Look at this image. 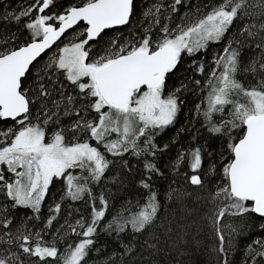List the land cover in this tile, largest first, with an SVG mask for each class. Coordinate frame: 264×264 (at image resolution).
<instances>
[{"label":"snow or ice","instance_id":"6c2138e0","mask_svg":"<svg viewBox=\"0 0 264 264\" xmlns=\"http://www.w3.org/2000/svg\"><path fill=\"white\" fill-rule=\"evenodd\" d=\"M54 3L55 0H35L34 5L15 15L18 22L22 17H30L33 11L40 13L25 24L31 34L28 41L0 51V120L11 119L20 125L18 130L14 127L0 130V191L10 198L13 207L22 206L38 214L50 185L57 178L66 182V198L78 201L87 196L93 202L98 199L99 207L93 203L90 222L86 223L83 218L76 221L82 231L70 226L82 239L68 245L63 254L55 240L48 244L40 232H26L24 223L15 234L7 232L6 241L0 237V242L17 243L20 252L37 258V264H50V260L56 264H87L86 257L95 243L97 228L109 208L105 194L94 196L90 185L98 184L109 169L112 161L107 154L122 157L130 153L145 157V176L140 185L147 190V196L142 204L139 201L124 204L104 230L130 236L129 242L123 245L126 254L139 248L141 255L148 252L150 256H158L169 247V241L173 249H178L183 238L174 239L173 234L177 227L186 231L189 226L160 215L163 202L151 181L153 175L162 173L147 158L161 150L154 144V137L175 123L183 105L181 95L187 90L182 82L166 93L167 81L178 70L184 55L195 56L207 49L210 42L225 40L234 22L247 18L249 22L227 40L222 52L215 54L201 89H207L205 107L197 105V113L203 117L208 131L224 141V149L231 156L228 159L224 150L220 153L226 161L222 164L221 180L214 187L206 183L204 177H212L217 169L210 163L201 171L206 152L203 145L178 154L175 165L179 169L180 164L186 163L192 173L185 174L187 182L207 193L197 195L196 200L211 205L204 219L211 222L215 231L219 241L217 251L225 254L223 264H229L226 236L234 239L241 228L249 226L264 230V222L256 223L252 219L258 216L264 221V0H219L203 15L191 22L182 21L175 28L170 27L171 13L178 11L176 6L183 0H173L170 5H165L164 0H155L142 10L139 19L136 0H83L82 4L71 5L62 13L44 14ZM81 23L85 27L37 73V87L28 89L24 81L34 61L69 29ZM134 23L141 27L142 34L133 33L123 43L113 39L103 54L90 57V42L97 41L105 30ZM248 38L259 39L255 47L261 50V57L242 67L241 49ZM197 71L204 74L205 65L197 64ZM247 72L259 75L256 83L246 86L238 78ZM58 74L75 95L65 94ZM57 83H60L59 89ZM194 83L201 84L199 80ZM56 91L59 99L53 98ZM34 108L38 109L35 123ZM90 113L95 116L90 117ZM64 116L76 119L65 128L60 124ZM49 124L55 125L56 130L46 142ZM241 129L243 134L238 132L237 139L233 132ZM68 132L72 133L71 138ZM211 156L207 153L209 160ZM5 170L14 174V179H6ZM72 170H79V174ZM192 195L171 189L167 200L175 202L186 219L191 209L185 207L184 201ZM60 211L59 203L50 208L53 215L46 222L48 226ZM229 216L241 218L242 224L226 222ZM11 225V219H0V227L8 229ZM254 243L264 248V240ZM248 251L251 254L256 250L250 245ZM256 254L264 257V252ZM0 264L25 262L19 252L4 249L0 252Z\"/></svg>","mask_w":264,"mask_h":264},{"label":"trees","instance_id":"16d2710c","mask_svg":"<svg viewBox=\"0 0 264 264\" xmlns=\"http://www.w3.org/2000/svg\"><path fill=\"white\" fill-rule=\"evenodd\" d=\"M154 2L155 0H136V17L139 19L142 10ZM172 2L173 0H164L165 5H170ZM218 2L219 0H183L182 4L176 6L178 11L171 13L172 22L170 27L175 28L182 21L191 22V20L209 11V7L212 4ZM82 3L83 0H55L54 6L46 9L44 14L62 13L65 8L71 5L78 6ZM34 4L35 0H0V51L22 46L30 39V30L25 27V24L40 13L33 11L30 17H22L18 22L14 17L24 8ZM197 8L200 9L199 13ZM248 22L247 18L235 21L229 33L226 34L225 40L219 43L210 42L207 49L202 50L195 56L184 55L178 70L174 74H170L167 81L166 93L179 87L182 82L187 85V90L181 95L183 105L175 123L159 131L154 137V144L161 150L157 151L154 157L149 156L147 158L152 160L159 168L160 173H162V175H153L151 181L154 190L163 202L160 215L164 219H174L178 224L182 223L189 226L186 231L177 227L176 233L173 234L174 239L179 240L182 237L183 242L179 244L178 249H173L171 241H169V247L154 257L150 256L148 252H144L141 255L139 248L133 253L126 254L123 245L129 242L130 236L127 233L117 235L115 232L104 230L105 225L112 220L117 210L122 209L124 204L129 201L133 203L139 201L142 204L147 196V190L140 185L141 179L145 176V157H136L130 153H126L122 157L107 154V158L112 161L109 169L98 184H92L90 187L96 197L101 193L105 194L109 200V208L105 217L100 221V227L97 228L94 236L95 243L91 246L89 255L86 257L87 264H150V261H155V264H223L225 254L217 251L219 241L216 238L215 231L211 222L204 219V216L209 214L208 210L211 205L196 200L197 195L204 196L207 193L187 182L185 174L191 175L192 173L186 163L180 164L179 169L175 165L178 154L203 145L206 152L204 169L201 171L206 170L210 163H214L217 169V173L212 177L205 176V181L209 187H214L216 183L220 182L222 164L226 162L222 160L220 153L224 150L228 159H231V156L224 149V141L219 137L213 136L208 131L203 117L197 113V105H200L202 109L205 107L204 101L207 89L204 88L203 91L201 89L213 65L215 54L222 52L227 40L231 39ZM84 27V25H80L68 34L50 53L32 66L24 81L28 89L34 90L37 87V73L42 72L44 66L48 64L53 56L58 55L59 48L72 41L75 35ZM133 33L142 34V29L138 24L134 23L122 29L103 33L97 41L90 42L92 45L90 57L103 54L113 39H116L118 43H123L126 39H130ZM238 38L244 40V37ZM256 43H259L258 38H248L245 46L241 49L242 67H247L253 59L261 57V50L255 47ZM233 46L236 47L237 45ZM199 63L205 65L204 74L197 71V64ZM257 69L259 71L258 65ZM238 78L247 86L250 83H256L259 75L247 72L239 75ZM57 79L64 84L65 94L72 92V87L64 80L62 75L58 74ZM196 80L201 82L199 86L194 83ZM44 82L48 83L46 78ZM60 83L56 84L57 89H59ZM48 86L52 87L51 84ZM72 94L75 95V92H72ZM53 98L59 99L58 91L54 92ZM37 111L38 109H33V123L37 122L35 120ZM91 116H95V113H90ZM74 119H76L75 116H64L60 124L67 128ZM216 119H219V117H216ZM13 127L18 130L20 125L16 124V122L0 120V130H7ZM54 130H56V126L53 124H49L46 127L48 132L46 141ZM238 132L239 135H242L243 130H234L233 135L237 139L239 138ZM67 135L71 138L72 133L68 132ZM141 139L143 140V138ZM92 143L95 144L94 141ZM165 146L167 147L165 148ZM101 150L103 151L102 147ZM209 152L212 154L211 160L207 158V153ZM125 161L127 162L126 165ZM72 171L74 174H79V170ZM5 177L8 180H12L14 179V174L5 170ZM65 183L63 179L54 178L38 214H34L31 209H26L22 206L13 207L10 198L3 191H0V219L9 218L12 220V225L8 229L0 227V237L3 238V241L8 239L7 232L11 231L15 234L16 229L24 223L27 225V228L24 229L26 232H40L43 240L48 244L55 240L61 254L67 250L68 245L78 243L82 237L73 233L70 226L77 227V231H82L76 226V221L83 218L86 223L90 222L94 210L93 203L98 208L99 200L97 199L93 202L87 196L85 199L78 201L66 198ZM171 189L193 193L191 197L186 198L184 201L185 207L191 209V215L186 219L178 210L176 203L167 200V193ZM57 203L61 205V211L55 214L57 219L53 221L51 226H48L46 222L53 215L50 212V208H54ZM36 215H38V219L34 218ZM252 219L256 223L264 222L258 216H253ZM225 221L234 225L242 224V220L239 217L229 216L225 218ZM256 240H264V230L255 226H249L247 229L241 228L234 239L226 236L225 247L229 249L227 253L229 264H264V257L256 254V252H264V248L255 244L254 241ZM250 245L256 250L251 254L248 251ZM4 249L19 252L20 258L25 264H37V258L28 257L20 252L17 243L9 245L5 242H0V252H3ZM3 254L8 255L9 253L4 252ZM50 264H56V262L50 260Z\"/></svg>","mask_w":264,"mask_h":264},{"label":"water","instance_id":"95a60500","mask_svg":"<svg viewBox=\"0 0 264 264\" xmlns=\"http://www.w3.org/2000/svg\"><path fill=\"white\" fill-rule=\"evenodd\" d=\"M80 25H84L83 23H81V24H79V25H76V26H74V28H72V29H69L66 33H65V35L64 36H62L61 37V39L59 40V41H57L56 42V44L55 45H53L52 46V48H50V49H48V50H46L44 53H42L41 54V56L40 57H38L37 58V60L36 61H34V63H33V65L34 64H36L42 57H44L45 55H47L48 53H50L59 43H61V41L68 35V34H70L71 32H73L75 29H77ZM85 26V25H84ZM125 27H127V26H118V27H116V28H113V29H109V30H105V32H107V31H111V30H115V29H122V28H125ZM104 32V33H105ZM103 34V33H102ZM102 34H101V36H102ZM99 39V38H98ZM92 42H95V41H92ZM32 68V66L30 67V69ZM30 71V70H29ZM3 121H10V122H14V121H12L11 119H8V120H3Z\"/></svg>","mask_w":264,"mask_h":264},{"label":"rangeland","instance_id":"374dc122","mask_svg":"<svg viewBox=\"0 0 264 264\" xmlns=\"http://www.w3.org/2000/svg\"><path fill=\"white\" fill-rule=\"evenodd\" d=\"M46 133H48L47 131H46ZM46 137H47V135H46ZM47 142V141H46Z\"/></svg>","mask_w":264,"mask_h":264}]
</instances>
